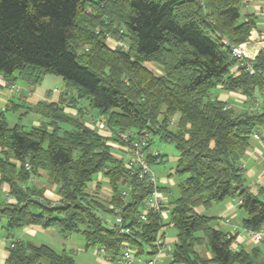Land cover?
<instances>
[{
	"label": "trees",
	"instance_id": "1",
	"mask_svg": "<svg viewBox=\"0 0 264 264\" xmlns=\"http://www.w3.org/2000/svg\"><path fill=\"white\" fill-rule=\"evenodd\" d=\"M243 2L0 0L4 84L22 81L32 89L47 74L61 77L64 84L58 102L40 101L31 108L50 121L26 130L9 126L0 112V185L14 200L0 203V224L4 221L10 233L28 226L57 227L65 236L79 232L86 249L104 247L111 259L126 244L138 256H153L155 236L162 231L164 237L163 229L171 226L176 230L171 264H264V242L232 251L235 236L215 228L217 218L196 210L234 199L244 213L243 229L257 231L264 224V200L260 191L251 190L241 167L253 136L264 131V53L249 60L253 74L238 67L241 61L232 54L255 28L251 16L243 18ZM106 38L116 42L114 49ZM218 86L240 94L250 106L235 112L212 99L210 92ZM83 102L87 107H78ZM88 108L105 119L110 138L85 125ZM144 133L150 136L146 151L151 165L163 162L160 154H150L154 138L178 152L173 170L180 180L177 195L160 187L172 198L167 223L160 213H150L146 224L139 221L151 189L130 176L107 144L119 141L120 134L134 138ZM41 172L59 196L56 204L32 182ZM98 175L109 181L107 199L100 182L89 187ZM125 184L130 195L124 204L120 192ZM35 198L60 208H45ZM109 205L124 208L130 235L103 224V217L112 216ZM11 244L5 264H75L70 254L47 244ZM203 245L210 259L197 251Z\"/></svg>",
	"mask_w": 264,
	"mask_h": 264
},
{
	"label": "crops",
	"instance_id": "2",
	"mask_svg": "<svg viewBox=\"0 0 264 264\" xmlns=\"http://www.w3.org/2000/svg\"><path fill=\"white\" fill-rule=\"evenodd\" d=\"M263 5H264V1L260 3L255 1L253 2L252 0H244L242 5L243 18L251 16L255 21V28L250 32L247 41L242 44L244 51L246 52L248 58L251 61L260 52L264 53V16L260 13L259 10L260 6ZM17 83L18 82H16L15 85H18ZM17 87L19 88V90H10L7 84L5 85L3 79L0 77V112L2 111L5 112L7 109L10 108L14 109V111H19V109L27 105L34 107V105H36L40 101L56 103L59 101V96L61 93L60 92L57 93V95H55L56 93L51 91L46 95H44L42 98L41 96L38 97V100L36 102L35 100L33 101L28 100L29 96L32 95V91H33L32 89L27 88V90L26 89L23 90L19 87V85ZM210 94L213 96L211 97L212 99H216L220 102L226 103L227 107L234 110L235 112L243 111L246 108V106L244 105L246 104L245 99L238 93L225 91L220 86H218L217 88L211 90ZM64 112L70 113L71 115L76 114L75 110L70 108H64ZM87 114L84 116L83 120H85L84 121L85 125L89 128H91V123H89L90 121L101 119L96 116L95 111ZM39 124L40 123L38 124L35 123V125L33 126H38ZM93 129L98 132L96 128ZM102 132L103 133L110 132V130L107 128V125H106V129H104ZM241 167L243 169L245 180L247 184L251 187V190L254 193H259L260 191L259 195L264 197V139L262 138L261 133H259L258 138L252 139L250 148L246 151L244 157L242 158ZM40 175H41L40 178H38L39 180L35 178L32 182L37 184L38 187L40 188H45L43 196L47 200H49L50 203L56 204L59 201V196L55 193L54 187L46 185L44 173L41 172ZM158 180L162 184L161 187L168 188V186H165V182H166L165 178H158ZM96 181L102 184L101 190H108L107 192L110 191L108 184L103 180V177L101 175L97 176ZM168 191L171 196H174L170 188H168ZM164 196H165V201L163 204V208L160 212V215L163 218L164 223H167V219L169 218V210L171 209L172 206L170 204L172 198H170L168 194L167 195L164 194ZM13 202H14L13 198H11L8 195L7 186L4 184L0 185V203H13ZM196 210L198 213H203L208 216L217 218L216 221L214 222L215 223L214 227L222 230L225 233L235 236L233 242L235 243L236 251L237 250L239 251L240 249H245L248 251L253 247L258 246L251 240L246 230L242 228V223L237 222L238 217L240 215V210L238 209V206L234 199H227L221 204L213 205L207 211L202 208H197ZM226 218H229V222H225ZM169 227L171 226H168L167 228L163 229V232L165 233L163 239L165 243L168 245L169 255L161 258L159 264H171L170 261H171L173 244L167 242V237H166L167 229ZM47 230L50 229L49 228L42 229L39 226H28L10 233L4 228V221H3L2 224H0V264H5V261L9 255V248L12 246L11 243L15 241H30V239H32L31 237H35L38 234L40 235V237H44L45 236L44 232H46ZM44 239H46V237H44ZM55 241L56 244L52 239L53 244H51L48 240H42V239L35 241L32 240V242L35 244H47L51 246L53 249H54L53 245L60 244L63 246L64 244L62 237H60L59 235H56ZM197 251L203 257L207 259L211 258V254L208 251L206 245L197 247ZM94 254H96V251ZM139 258L142 262H144L151 257L148 256L147 254H142L139 256ZM96 262L98 264H107L98 257L96 258Z\"/></svg>",
	"mask_w": 264,
	"mask_h": 264
},
{
	"label": "built area",
	"instance_id": "3",
	"mask_svg": "<svg viewBox=\"0 0 264 264\" xmlns=\"http://www.w3.org/2000/svg\"><path fill=\"white\" fill-rule=\"evenodd\" d=\"M253 2H262L264 0H252ZM260 13L264 16V5L259 8ZM232 54L235 58L240 60L238 67H245L246 70L250 74L254 73V70L249 62V58L244 51L242 45L232 48ZM11 89L19 88L13 84H7ZM176 118H172L170 121V126L173 127L176 124ZM91 128L99 129L98 132L106 135L108 138L111 137V132L103 133L102 131L106 129L105 119H96L92 120ZM150 136L146 133L142 134L138 137H130L127 134H120L119 141H111L108 143L110 147V154L118 159L123 161L124 167L128 170L130 176H134V178L139 182L143 183V185L150 187L151 193L148 198L144 201L140 211H139V221L142 224L148 223V215L150 213H160L163 208V204L165 201L164 193L160 190V182L152 170L151 164L148 162V152L146 151L147 147V139ZM253 138H258V135H254ZM150 154L152 156H159V152L153 151L150 149ZM28 169V167H27ZM103 180L108 183V179L103 177ZM121 200L125 204L127 198L130 195V186L125 184L121 189ZM239 201H237V204ZM109 209L112 210L111 218L103 217L102 222L110 229L114 230L118 234L130 235L131 228L129 226H125L123 223L122 211L123 207H114L113 205H109ZM225 222H229V218L225 219ZM251 240L260 245L264 242V224L257 231H246ZM153 246L155 248V254L151 256V258L142 262L138 256V251L135 247L131 245H124L121 248L120 254L115 258L111 259V257L106 253L104 247H98L96 250V254L99 259L107 264H159V261L164 256H168V245L165 243L161 233L155 236V240L153 242ZM232 251H236L235 243L232 242L230 246Z\"/></svg>",
	"mask_w": 264,
	"mask_h": 264
},
{
	"label": "rangeland",
	"instance_id": "4",
	"mask_svg": "<svg viewBox=\"0 0 264 264\" xmlns=\"http://www.w3.org/2000/svg\"><path fill=\"white\" fill-rule=\"evenodd\" d=\"M105 43L107 46H109L112 49L116 47V42L112 38H106ZM147 66L148 68L152 69L156 74L159 73L157 68H155L153 65L147 64ZM17 84L19 85L21 89L27 90V86L22 81H18ZM10 90H17V89L10 88ZM32 90H33L32 95L29 96L28 100H32V101L35 100L37 102L38 97L41 96L42 98L44 95H46L47 93L51 91L56 93L55 95H57V93L63 92L64 84H63L61 77L53 75V74H47L46 76H44L40 84L32 87ZM210 97H213V96L210 94ZM244 105L250 106V104L248 103ZM254 105H256V103ZM78 107H87V104L86 102H83L82 105L79 103ZM31 108H32L31 106L27 105L19 109V111H14V109L12 108L7 109L4 112V116L9 126L18 124L20 126H23L25 129H29L31 128V126L35 125V123L41 124L42 122L44 123L45 121L51 120L49 118H45L41 113H37ZM90 111L93 112V110H90ZM89 118H92V117H89ZM60 126L63 127L64 129L71 128L64 124H60ZM261 136L264 139V131L262 130H261ZM151 149L153 151L159 152V154L163 157V162L151 165L152 170L154 171V173L156 174L158 178H165L166 180L165 186H168V188L171 189L174 196H176L177 195V183L180 181L179 178L173 174V170L176 166L177 159H178L177 150L174 148L173 145L160 141L158 138H154V142L151 145ZM96 180H97V177L95 176L93 178L92 183L89 185V187H91L96 182ZM160 185L162 184L160 183ZM107 191L108 190H101V193H102L101 196L104 199H107V197L109 198L110 191L109 192ZM259 198L261 200H264V197L260 195H259ZM243 217H244V213L240 210V215L238 217L237 222L240 223ZM107 218L110 219L111 216H107ZM167 222H168V219H167ZM49 229L50 230H47L46 232H44L45 233L44 237H46V239H44V237H40V235L38 234L35 237H31L32 239H30V241L42 239V240H48L51 244H53L52 239L54 240V243H55L56 235H59L60 237H62L64 244L63 246L60 244L53 245L54 249L57 252H61L62 250H64L66 253L70 254L73 257L75 264H98L96 262V258L98 256L97 254H94L97 248L90 247L86 249L84 237L81 233L74 232V233H71L65 236V235H61V233L59 232V228L57 227H53V228L51 227ZM166 237H167V242L174 244L175 238H176V230L173 227H169L167 229Z\"/></svg>",
	"mask_w": 264,
	"mask_h": 264
},
{
	"label": "water",
	"instance_id": "5",
	"mask_svg": "<svg viewBox=\"0 0 264 264\" xmlns=\"http://www.w3.org/2000/svg\"><path fill=\"white\" fill-rule=\"evenodd\" d=\"M34 201L36 203H38L39 205H41V206H43L45 208H49L51 210L60 208V206H54V205L49 206V205H47L46 203H43L40 199H37V198H35Z\"/></svg>",
	"mask_w": 264,
	"mask_h": 264
}]
</instances>
